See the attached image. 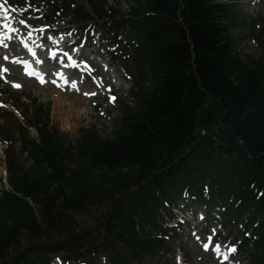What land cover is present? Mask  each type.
<instances>
[{"label": "trees", "instance_id": "16d2710c", "mask_svg": "<svg viewBox=\"0 0 264 264\" xmlns=\"http://www.w3.org/2000/svg\"><path fill=\"white\" fill-rule=\"evenodd\" d=\"M85 4L45 0L53 26L69 20L118 46L135 107L121 104L110 136L82 128L67 144L50 104L30 99L36 137L22 128L19 140L29 166L9 159L0 191V264H167L182 204L215 211L247 264H264V51L243 59L233 38L260 22L261 41L264 18L236 0Z\"/></svg>", "mask_w": 264, "mask_h": 264}, {"label": "rangeland", "instance_id": "374dc122", "mask_svg": "<svg viewBox=\"0 0 264 264\" xmlns=\"http://www.w3.org/2000/svg\"><path fill=\"white\" fill-rule=\"evenodd\" d=\"M41 1L42 0H34L30 3L29 0H25L24 3H28L29 5L27 7H22L17 4L16 0H0V10L2 8L4 9L2 12H4L3 17H5L4 21L1 22L0 20V27H2L0 28V191L4 188H8L6 180L7 163L9 159L10 161H18L23 168L29 166L26 155L20 152L19 140L22 128L27 130L29 137H36L35 130L28 127L24 120V118L29 121L32 119L34 109L30 102L31 98H35L38 103L50 104V125L55 128L57 134L63 138L67 144H76L79 139L80 129L82 128H90L100 136H110L121 116V104L124 103L133 108L135 107L131 96L132 83L128 77L126 67L122 66L123 63L118 46L112 43L113 41L103 39L101 34L96 32L86 35L90 47L88 46V50H85L83 53L87 54V58L94 62L95 67H91V69L89 66L76 67L77 69L75 68V70H73V72H77L76 75L72 74L70 71L66 73V75L68 77L69 74L70 79L68 80L72 81H77V79L81 81L80 78L85 77V83L82 85L83 90L86 89V91L92 92L94 89L100 94L92 99L91 102L82 105L86 108L83 113H65V107L67 106L60 109L56 106L54 94L52 93L55 88L51 89V85L47 87L41 85L39 82L44 81L45 83H51L54 79L52 77L53 72L58 70L48 66L43 57L36 53V50H33L28 43L25 44L27 41L26 39H28L29 36L32 37L38 34V37L33 39V41H35L33 45H40V38L47 37L51 39V35H53L42 33L43 30H48V32H50L55 29L65 28L67 29V37L74 34V36H70V41L75 40V36H78L82 39L81 44L83 45L85 43L84 34L86 30L81 27L69 26V24H67L70 22L69 20L58 23L54 27L46 26L50 24L53 19L48 7L45 5V0H43L44 3ZM103 1H105L107 5L116 7L122 13L128 12L130 5L133 3V0ZM217 1L220 3L231 2V0ZM77 2L79 6L86 8L85 0H77ZM236 3L240 6L241 12L245 17L255 18L261 16L264 18V0H236ZM10 5H13L14 8L10 7ZM5 24H8V29L5 28ZM22 27L25 28L23 29ZM9 28L15 30V32L7 34ZM20 28L21 34L18 32ZM261 29L262 23L260 22L255 28V35H251L249 31L242 26L233 29L234 49L241 58H256L263 53L264 36L261 41L260 38L256 40V36L258 35L256 33H259ZM11 36L12 38L17 37L16 40L19 43L18 49L21 50V53H17L14 50L10 51L11 48L8 49L9 44L7 39H10ZM67 49L68 48L61 50V57L63 56L62 51ZM92 50H94V52H91ZM28 54L30 55L29 59L31 63L35 64L38 69L40 67L48 70V74L42 77L33 75L26 76L24 74V69H22L17 61H23ZM10 59H13V62L6 63V61ZM15 59H17L16 62ZM108 61H110V64ZM102 69H106L109 72L106 73ZM92 70H94V75L92 74ZM101 78L104 84H100ZM17 84H19L20 87L14 86ZM17 95L21 96L20 102L18 103H16L14 99ZM24 95H30L29 100H27ZM112 97H115V99L112 100ZM182 206H184L183 211L185 210L187 213L182 219L185 223L183 222L184 225L180 228L181 244L175 243V256L169 259L167 264H222V256H220L218 251H215L218 249H225L228 252H232L230 260L228 261L229 263L227 264H247L242 250L235 249V247L232 246L234 238H239V236L236 235L237 233L233 230L229 231L221 226L215 211L206 214L198 207L192 205L186 206L185 204H182ZM192 211L193 215L191 213ZM195 213L196 216L198 213L204 214L206 217L205 220H202L198 216L196 220L193 219L192 216H194ZM179 217L181 218L182 216ZM82 219L85 224L93 220L91 216H84ZM198 231H201V233ZM211 241V246H209L208 250H205V244ZM232 249H235V251H232ZM183 252L185 253L184 255L182 254ZM95 264H105L104 258L101 257Z\"/></svg>", "mask_w": 264, "mask_h": 264}, {"label": "bare ground", "instance_id": "6f19581e", "mask_svg": "<svg viewBox=\"0 0 264 264\" xmlns=\"http://www.w3.org/2000/svg\"><path fill=\"white\" fill-rule=\"evenodd\" d=\"M0 4H1V2H0ZM2 10H4V9L2 8L0 10V20H1V22L4 21V18H5V17H3V13L4 12H2ZM7 25L8 24H5V28H7ZM0 28H2V27H0ZM57 30L62 31V30H65V28L64 29L60 28V29H57ZM13 32H15V30H12V29L9 28L7 34H12ZM18 32H20V34H21V28L18 29ZM42 33H49V34H53V35L55 34L54 31L48 32V30H43ZM37 37H38V34H35L32 37H30V38L28 37V39H26L27 41L25 42V44L28 43L33 50H36V53L39 56L43 57L44 61L48 64V66L52 67L55 70H58V71L53 72L52 77L54 79L52 78L53 80H52L51 83H45L44 81L43 82L40 81L39 83L41 85H45L47 87H49V85H51L52 86L51 89L55 88V90H53V91L51 90V91L54 94L53 95L54 98H55L54 102H55L56 106L59 109L62 108V107L67 106V107H65V111L63 110L65 113L66 112L67 113L76 112V114L83 113L86 110V108H85V106H82V105L91 102L92 99H94L100 93L95 91L94 89H93L92 92L86 91V89L83 90V86L82 85L85 83V77L80 78L81 81L78 80V79H77V81L68 80V79H70V76L68 74V77H67L66 73H68L70 71L72 74L76 75L77 72L76 71L73 72V70H75V67L71 66V65H68V64H70L69 62H67L65 64H62V65L59 63L61 61V59H63V57H61V50L65 49V48H72L75 45H73L72 41L66 40V42L68 44H65L64 47H63V45L61 43L57 44L53 39H49L47 37L40 38L39 43H42V45H33V41L32 40L36 39ZM16 39H17V37L16 38H12V36H11L10 39H7V42L9 44L8 45L9 46L8 49L11 48L10 51L14 50L17 53H21V50L18 49L19 43L17 42ZM58 41L59 40H57V42ZM50 50H52V52H50ZM85 50H86L85 47L82 46L80 48V51H77V52L74 53L73 57L77 60V62L83 64L84 66H87V67L89 66L90 69H91V67H95V65H94V62L92 60L87 58V54H83ZM45 52H47V53H45ZM91 52H94V50H92ZM25 58L26 59H24L22 62H29L30 61V59H29L30 55L29 54ZM17 59H15V62H16ZM8 62H13V59L12 60L10 59V60L6 61V63H8ZM108 63L110 64V61H108ZM94 70H92V74L93 75L95 74V73H93ZM103 71L106 72V73L109 72L106 69L103 70ZM48 72H49L48 70L42 69L40 67L38 69V67H34V66L31 69H28V68L24 69V74L26 76L34 75V76L42 77V76L48 74ZM46 81H47V79H46ZM101 83L104 84V81L102 80V78L100 79V84ZM73 84H75V87H73ZM87 86H89V85H87ZM92 93H95V95H92ZM0 173H1V169H0ZM229 260H230V256H228L226 260L222 261V264L229 263L228 262Z\"/></svg>", "mask_w": 264, "mask_h": 264}, {"label": "snow or ice", "instance_id": "6c2138e0", "mask_svg": "<svg viewBox=\"0 0 264 264\" xmlns=\"http://www.w3.org/2000/svg\"><path fill=\"white\" fill-rule=\"evenodd\" d=\"M23 22V21H22ZM43 82V81H42ZM15 87H20V85L19 84H17V85H14ZM73 87H75V84H73ZM87 94V93H86ZM92 95H95V93H92ZM112 100H114L115 99V97H112L111 98ZM210 239V238H209ZM205 250H208V244H205ZM232 251H235V249H232Z\"/></svg>", "mask_w": 264, "mask_h": 264}]
</instances>
